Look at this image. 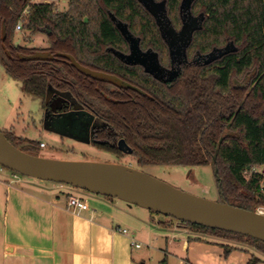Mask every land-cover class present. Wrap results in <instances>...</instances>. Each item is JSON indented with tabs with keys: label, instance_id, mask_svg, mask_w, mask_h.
<instances>
[{
	"label": "trees",
	"instance_id": "1",
	"mask_svg": "<svg viewBox=\"0 0 264 264\" xmlns=\"http://www.w3.org/2000/svg\"><path fill=\"white\" fill-rule=\"evenodd\" d=\"M181 3L166 0L176 29L182 26ZM191 12L204 13L202 27L187 47L186 62L165 81L123 57L130 45L118 22L142 50L156 52L166 68L173 65L155 18L139 0H67L62 9L45 0H0V63L23 93L43 104L53 87L94 113L104 124L94 135L97 149L123 155L117 145L123 138L142 165L213 164L221 184L218 201L257 211L264 206L262 176L247 172L264 166V0H193ZM19 22L30 35L45 34L49 46L16 43ZM228 44L233 49L212 61L198 59ZM2 131L17 147L39 155L40 142ZM177 224L198 240L214 236L243 244L253 252L247 264L264 255V241L248 235ZM223 246L225 253L237 248Z\"/></svg>",
	"mask_w": 264,
	"mask_h": 264
},
{
	"label": "crops",
	"instance_id": "2",
	"mask_svg": "<svg viewBox=\"0 0 264 264\" xmlns=\"http://www.w3.org/2000/svg\"><path fill=\"white\" fill-rule=\"evenodd\" d=\"M8 178L0 177V264H148L151 249L171 252L175 258L186 254L190 264H227L225 243L218 237L198 240L195 237L200 235L168 219L163 222L171 224L164 225L150 211L127 217L126 209L103 195H88L90 208L76 213L67 206L68 191L63 186L35 178ZM133 239L141 247L133 246ZM228 243L237 247L231 251L247 264L253 252L243 244ZM144 245L146 252L141 251ZM261 255L257 264H264Z\"/></svg>",
	"mask_w": 264,
	"mask_h": 264
},
{
	"label": "water",
	"instance_id": "3",
	"mask_svg": "<svg viewBox=\"0 0 264 264\" xmlns=\"http://www.w3.org/2000/svg\"><path fill=\"white\" fill-rule=\"evenodd\" d=\"M155 18L167 42L172 62L175 54L186 56L194 32L202 27L204 13L191 12L193 0H182V26L176 29L168 16L166 0H139ZM118 27L129 42L130 52L123 57L129 63L140 64L160 80L170 74L158 54L142 50L140 41L128 26L118 22ZM232 45L218 49L219 54L231 51ZM215 53L209 54L216 58ZM169 78V77H168ZM17 147L0 128V165L14 172L39 180L70 184L91 193L107 195L157 213L171 216L180 222H190L210 228L236 232L264 241V214L214 201L177 188L142 170L120 162L55 159L30 154ZM118 148L132 154V148L121 138ZM218 174V168H215ZM221 192V184H219Z\"/></svg>",
	"mask_w": 264,
	"mask_h": 264
},
{
	"label": "rangeland",
	"instance_id": "4",
	"mask_svg": "<svg viewBox=\"0 0 264 264\" xmlns=\"http://www.w3.org/2000/svg\"><path fill=\"white\" fill-rule=\"evenodd\" d=\"M66 5L67 0L56 4L59 9H62ZM15 42L28 47L45 48L49 46L45 34L38 33L36 35H30L28 31H24L23 29L16 31ZM99 75L104 78L109 77L106 74ZM42 105L41 98L23 93L21 91L20 81L10 77L0 63V128L12 133L17 138L27 139L34 143L44 142L46 147L35 148L40 156L55 159L120 162L142 170L177 188L200 197L214 201H218L222 198L216 183L213 164L198 166L142 165L138 163L137 159L132 154L123 153V155L119 156L104 150H99L92 144L88 132L89 127L93 126L94 121H97L100 125L102 122L91 113L85 112V117L79 112H74L64 115L62 118L59 116L56 118H48L47 115H45ZM2 175L8 176L9 180H18L20 178L34 179L33 177L25 176L0 165V177H2ZM47 182L61 185L68 192H72L82 198H87L88 195H100L66 183ZM114 199L119 203V207L126 209L127 217H132L135 214L140 215L142 213L146 215L149 213L148 209L129 204L118 198ZM128 207H132V209ZM154 215L162 222L167 219L173 221L175 224L179 222L177 219L162 213H154ZM165 230L168 234L174 231L170 228H166ZM175 233L179 234L180 230L176 228ZM219 240L229 245L228 241L225 239L220 238ZM175 249L178 250V248ZM147 250L149 249L144 245L141 251L146 252ZM149 251L151 255H147L146 258L148 264H190L191 259H189L186 254L179 255L177 258L173 257L170 252L172 251V247L169 249L170 254L167 255L152 249ZM137 252L139 253V251ZM229 253V256L228 253H223V261L225 263L230 264V262H232V264H242L240 254H236L232 251ZM226 256H228V258H226ZM261 256H263L264 259V255Z\"/></svg>",
	"mask_w": 264,
	"mask_h": 264
},
{
	"label": "flooded vegetation",
	"instance_id": "5",
	"mask_svg": "<svg viewBox=\"0 0 264 264\" xmlns=\"http://www.w3.org/2000/svg\"><path fill=\"white\" fill-rule=\"evenodd\" d=\"M195 16H198V15H195ZM231 49H232V47H231ZM212 53H215L214 55H216L215 57L217 58L219 56L220 52H218V49H216V50H213L212 52H210L209 54H212ZM209 54L204 55L198 59H202V60H204V62H210L214 58L211 59ZM174 56L176 57V59L172 62L173 63L172 67L167 68L169 70L170 74L166 77L165 81H168L167 78L168 77L171 78L172 75L175 74L176 68H179L181 66V64L186 62V60H187V52H186V56L183 54L182 55L178 54V53L175 54ZM42 104H43V102H42ZM42 106L44 108L45 115H47L48 118H50V117L56 118L57 116L62 118L64 115L72 114L74 112L75 113L79 112L82 116L85 117L86 116L85 112H89L92 115H94L95 118L99 119L94 113L88 111L84 107V105L81 102H79L71 93L59 91L53 87H50L48 89L46 98L44 100V104ZM103 126H104L103 123L100 125V123H98L97 121H94L93 126L89 127L88 132H89L90 140H91L93 145H94V135H95L96 130L102 128ZM117 145H118V143H117Z\"/></svg>",
	"mask_w": 264,
	"mask_h": 264
},
{
	"label": "built area",
	"instance_id": "6",
	"mask_svg": "<svg viewBox=\"0 0 264 264\" xmlns=\"http://www.w3.org/2000/svg\"><path fill=\"white\" fill-rule=\"evenodd\" d=\"M66 0H45V2H55L56 4L59 2H64ZM17 30H22V23L19 22L17 24ZM40 147H46V144L44 142L40 143ZM258 174L260 176H262V190L264 191V166H253L248 172L247 175H251V174ZM16 176V175H14ZM67 206L68 208H70L73 212L76 213H80L83 210H87L90 208L89 202L87 200V198H82L78 195H70L67 199ZM257 211H259L260 213L264 214V206H261L257 209ZM123 233H127L128 230L126 228L122 229ZM132 245L135 247H141V243H138L137 241H135L134 239L132 240Z\"/></svg>",
	"mask_w": 264,
	"mask_h": 264
}]
</instances>
